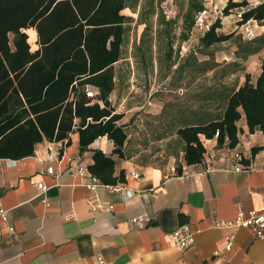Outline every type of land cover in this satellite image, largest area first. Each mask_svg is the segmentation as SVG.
<instances>
[{
    "label": "crops",
    "instance_id": "0c3cea01",
    "mask_svg": "<svg viewBox=\"0 0 264 264\" xmlns=\"http://www.w3.org/2000/svg\"><path fill=\"white\" fill-rule=\"evenodd\" d=\"M205 2V8L214 6L213 0ZM261 63L256 78L247 72L253 81L260 75ZM239 127L243 134L234 151L244 154L245 163L253 166L250 171H233L229 151L221 153L215 140L209 149L216 158L188 166L184 145L178 163L174 159L164 170L139 168L113 155L114 144L107 138L81 151L78 133L71 136L69 147L44 141L31 157L1 159L0 210L8 213L9 221L1 222L0 264H100L99 258L105 264H264V238L238 229L233 248L226 250L230 231L214 227L216 221L234 219L239 208L245 213L264 208V132L250 134L245 117ZM255 147L260 150L253 155ZM96 149L115 161L117 182L100 181L96 189L98 201L112 210L93 211L88 180L73 175L79 164L89 171ZM49 168H54L53 175ZM132 172L141 178H134ZM41 182L48 187V207L39 197ZM138 217L146 218V223L132 224ZM184 224L191 227L195 242L179 251L170 233Z\"/></svg>",
    "mask_w": 264,
    "mask_h": 264
},
{
    "label": "trees",
    "instance_id": "16d2710c",
    "mask_svg": "<svg viewBox=\"0 0 264 264\" xmlns=\"http://www.w3.org/2000/svg\"><path fill=\"white\" fill-rule=\"evenodd\" d=\"M127 2L0 0V160L31 157L44 141L69 147L75 133L81 151L107 138L114 144L113 155L125 157L128 135L118 125L123 116L115 113L110 96L115 89L114 65L121 60L125 25L131 19L124 14ZM236 8L247 9L240 25L264 22V0L254 7L229 0L225 16ZM190 9L198 14L205 10L202 2H191ZM221 23L218 20L201 38L203 47L230 38L217 33ZM193 26L192 20L189 29ZM30 30L36 34L35 50ZM257 42L248 54L264 49V37ZM243 117L250 134L264 132V58L257 79L247 74L244 84L229 95L221 118L178 130L185 163H202L207 152L203 138L235 150L243 134L239 127ZM259 150L253 148V155ZM92 151L89 172L102 183L115 184V161L102 150ZM120 180H125L124 173Z\"/></svg>",
    "mask_w": 264,
    "mask_h": 264
},
{
    "label": "rangeland",
    "instance_id": "374dc122",
    "mask_svg": "<svg viewBox=\"0 0 264 264\" xmlns=\"http://www.w3.org/2000/svg\"><path fill=\"white\" fill-rule=\"evenodd\" d=\"M259 0H241L250 7ZM171 3L177 14L167 20L164 3ZM191 2L207 5L205 0H128L121 60L114 65L115 89L110 103L118 122L128 135L126 159L139 168L164 170L178 163L184 143L177 132L187 125L203 124L221 118L226 100L244 80L247 72L256 78L264 49L257 48L264 37V22L254 23L258 37H244L235 11L222 20L217 30L230 38L209 48L201 45V34L190 30L198 13ZM215 8H225L229 0H213ZM33 50L36 36L28 31ZM184 36H188L184 40ZM210 147V144H209ZM221 153H227L224 148Z\"/></svg>",
    "mask_w": 264,
    "mask_h": 264
},
{
    "label": "built area",
    "instance_id": "2783aa9c",
    "mask_svg": "<svg viewBox=\"0 0 264 264\" xmlns=\"http://www.w3.org/2000/svg\"><path fill=\"white\" fill-rule=\"evenodd\" d=\"M258 4H254L256 6ZM235 11L237 21L241 22L244 13L247 11L246 8H236L231 10V13ZM162 13L167 20L174 19L176 17V10L174 6L166 2L162 6ZM230 13V14H231ZM228 17V16H227ZM226 18L224 8H205L204 11L200 12L195 18L194 30L197 31L201 36H205L212 28V26L218 21L223 20ZM254 23L256 21L250 20L246 23L241 25L243 35L248 40H254L258 37L256 33ZM92 96L93 93H90ZM216 141V139H214ZM213 140H205L202 139V143L206 148L207 152L204 156L205 158L214 159L216 158L214 155L210 153L209 144ZM217 146V144H216ZM224 150H228L230 153V158L234 162L233 171L241 172V171H250L253 170V166L250 164L245 163V156L242 152H237L234 150H230L224 148ZM47 172L51 175L54 174V168H49ZM73 175L77 177L79 180H88L86 186L89 188L91 192V197L89 199V203L93 211L104 210L108 208L112 210V206H107L98 201L96 196V189L101 185L100 180L92 175L86 166L79 164L77 167L73 169ZM131 175L139 179L141 178L140 173L132 172ZM109 189L119 192L122 191L123 188L120 186L111 187L107 186ZM39 190V197H42L43 202L48 207L49 206V199L45 196L46 192L48 191V187L45 186L43 182L39 183L37 186ZM156 197V195H153ZM9 216L8 213L4 210H0V233H1V222H8ZM146 218L138 217L133 218L131 223L134 225H144L146 223ZM214 227L219 230H229L230 232L225 237L226 242V250H231L235 244V230L238 229H246L249 230L257 239L264 238V208L261 210H252L248 213H245L241 208L238 210V214L234 219L225 220V221H216ZM13 230V229H12ZM170 239L173 246L179 251H185L191 248L194 245V232L192 231L191 227L188 224L181 225L176 230L170 233ZM215 255H218V252H215ZM100 264H105L104 261L99 258Z\"/></svg>",
    "mask_w": 264,
    "mask_h": 264
},
{
    "label": "bare ground",
    "instance_id": "6f19581e",
    "mask_svg": "<svg viewBox=\"0 0 264 264\" xmlns=\"http://www.w3.org/2000/svg\"><path fill=\"white\" fill-rule=\"evenodd\" d=\"M34 35L36 36V34L34 33Z\"/></svg>",
    "mask_w": 264,
    "mask_h": 264
}]
</instances>
